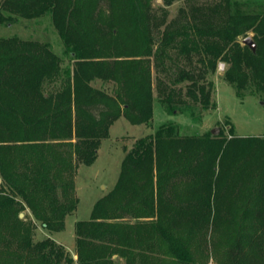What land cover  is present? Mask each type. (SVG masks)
Returning <instances> with one entry per match:
<instances>
[{"label": "trees", "instance_id": "1", "mask_svg": "<svg viewBox=\"0 0 264 264\" xmlns=\"http://www.w3.org/2000/svg\"><path fill=\"white\" fill-rule=\"evenodd\" d=\"M163 1L0 0V25L50 14L70 61L41 40L0 37V264H72L52 237L33 242L19 214L29 207L62 231L78 168L121 116L149 123L155 100L169 114L207 110L220 62L240 98L264 92V0H183L172 18L176 0ZM249 32L255 51L238 40ZM126 150L115 186L75 225L77 264H119L113 255L126 252L127 264H154L158 248L175 264H205L178 234L230 213L253 222L238 224L225 264H264V135L182 134L169 121Z\"/></svg>", "mask_w": 264, "mask_h": 264}, {"label": "rangeland", "instance_id": "2", "mask_svg": "<svg viewBox=\"0 0 264 264\" xmlns=\"http://www.w3.org/2000/svg\"><path fill=\"white\" fill-rule=\"evenodd\" d=\"M163 0H153V4H163ZM183 0H176L169 7L170 18L176 13ZM253 33L249 32L252 37ZM19 36L21 38L41 40L46 42L53 50L63 57L65 65L69 64V56L65 54V47L59 31L55 28L50 14L36 18L19 17L12 24L0 25V37ZM243 42V37L238 38ZM222 63V64H221ZM226 62H220L215 72L211 71L209 77L214 81L213 106L207 110L196 108L195 115L189 113L169 114L165 111L163 104L158 100L154 102V116L149 123L134 124L127 117L121 116L110 126L109 137L103 138L100 143L98 155L93 164H81L76 175V196L79 202L76 210L69 214L62 231H49L37 220L28 207L21 211L33 221V242L52 237L55 241L63 244L73 257L72 264H77V246L75 223L78 220H88L91 217V210L97 199L107 194L115 186L122 167V159L126 149L133 146L137 138L146 134L154 133L160 124L164 122H175L180 127L182 134H203L218 129V133L224 136H259L264 135V92L256 91L252 86L248 87L246 95L240 98L235 92L233 85L224 78L227 68ZM102 86L100 80L95 83ZM108 84L105 88L111 89ZM156 94V90L154 91ZM213 133V132H212ZM2 181L0 177V182ZM237 198L234 201L240 200ZM243 201V196L242 199ZM239 201L234 205L237 209ZM238 205V206H237ZM20 212V213H21ZM132 222L133 218L128 217ZM238 217L236 213L228 215L226 220L213 224L212 227L201 229L195 233L182 231L178 235L186 238L191 243V248L196 256L205 264H225L226 249L229 246L232 234L236 231L238 224L243 223L246 227L251 226L253 219L250 215L247 218ZM159 247V246H158ZM136 251V250H135ZM138 253V251H136ZM157 262L154 264H175L168 253L158 248ZM128 253L113 255L112 260L119 264H127ZM159 254V255H158ZM131 255V254H130ZM133 263L141 264L137 255ZM148 264V263H147ZM152 264V263H150Z\"/></svg>", "mask_w": 264, "mask_h": 264}, {"label": "water", "instance_id": "3", "mask_svg": "<svg viewBox=\"0 0 264 264\" xmlns=\"http://www.w3.org/2000/svg\"><path fill=\"white\" fill-rule=\"evenodd\" d=\"M243 42H244L245 44L249 45L250 48H251L253 51L256 50V48H257V44H256L255 41H253V39H252L251 36H247V37H245V38L243 39ZM218 131H219L218 129H212V132H213L214 134L218 133ZM19 215H20L21 217H24V213H22V212H21Z\"/></svg>", "mask_w": 264, "mask_h": 264}, {"label": "crops", "instance_id": "4", "mask_svg": "<svg viewBox=\"0 0 264 264\" xmlns=\"http://www.w3.org/2000/svg\"><path fill=\"white\" fill-rule=\"evenodd\" d=\"M78 169H79V168H78ZM75 179H76V178H75ZM76 188H77V182H76ZM104 195H106V194H104ZM104 195H102V197H104ZM102 197H100V198H102ZM100 198H99V199H100ZM97 200H98V199H97ZM97 200H96V201H97ZM96 201H95V202H96ZM93 206H94V205H93ZM67 216H68V215H67ZM66 218H67V217H66ZM65 221H66V220H65ZM77 222H78V221H77ZM77 222H76V223H77ZM76 223H75V225H76Z\"/></svg>", "mask_w": 264, "mask_h": 264}, {"label": "built area", "instance_id": "5", "mask_svg": "<svg viewBox=\"0 0 264 264\" xmlns=\"http://www.w3.org/2000/svg\"><path fill=\"white\" fill-rule=\"evenodd\" d=\"M222 64V63H221Z\"/></svg>", "mask_w": 264, "mask_h": 264}]
</instances>
